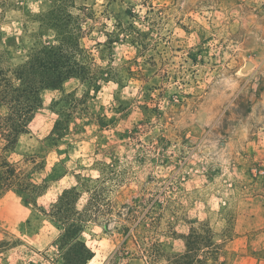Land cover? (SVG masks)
Segmentation results:
<instances>
[{
	"label": "rangeland",
	"instance_id": "374dc122",
	"mask_svg": "<svg viewBox=\"0 0 264 264\" xmlns=\"http://www.w3.org/2000/svg\"><path fill=\"white\" fill-rule=\"evenodd\" d=\"M53 1L0 0L2 33L31 32ZM68 2L85 21L83 43L100 87H80L84 106L71 120L57 104L65 94H49L33 138L24 137L15 160L51 152L38 177L63 159L69 173L38 206L0 190V264H64L65 228L52 211L77 175L111 178L106 205L83 234L94 253L88 264L139 255L124 229L134 217L163 240L172 227L178 252L193 224L210 223L220 243L232 230L220 264H264V0ZM248 61L255 67L247 69ZM7 114L0 104V117ZM59 120L70 134L48 151L37 140ZM88 200L84 194L71 215Z\"/></svg>",
	"mask_w": 264,
	"mask_h": 264
},
{
	"label": "trees",
	"instance_id": "16d2710c",
	"mask_svg": "<svg viewBox=\"0 0 264 264\" xmlns=\"http://www.w3.org/2000/svg\"><path fill=\"white\" fill-rule=\"evenodd\" d=\"M68 1L55 0L50 7H42L33 19L37 26L21 37H6L2 33L0 18V104L8 108V114L0 117V190L2 193L16 191L35 206L52 183L61 181L69 173L63 171L67 163L63 159L47 178L38 177L46 169L51 152L42 156L31 150L21 160L14 159V155H20L24 137L33 135L32 123L44 107L43 91L62 90L71 79H79L82 85L100 87L99 77L87 60L93 59L83 43L85 21L74 14L76 6ZM50 33L54 34L53 40H50ZM77 96L76 92L65 94L57 102L68 108L70 120L84 106L83 100ZM64 126L65 122L59 120L51 135L37 140V143L48 151L59 147L70 134V125ZM76 179V185L63 192L52 211V217L65 228L60 238L64 264H88L94 258L83 234L106 205L105 185L111 178L85 179L77 175ZM84 194L89 195L88 203L77 217H73L71 211L76 210L78 200ZM150 212L147 210L145 222L150 219ZM138 219H128L129 225L124 227L127 241L131 240L139 248V255L135 254L137 257L127 260L126 264H136L137 261L142 264H220L228 243L236 237L230 230V236L220 243L219 235L210 223L193 224L189 233L182 237L185 250L178 252L169 241L177 240L178 234L172 227L167 233L160 234L166 237L163 240L151 229H142L143 221L137 223ZM4 246V243L0 244V255ZM121 258L115 257L116 260Z\"/></svg>",
	"mask_w": 264,
	"mask_h": 264
},
{
	"label": "crops",
	"instance_id": "0c3cea01",
	"mask_svg": "<svg viewBox=\"0 0 264 264\" xmlns=\"http://www.w3.org/2000/svg\"><path fill=\"white\" fill-rule=\"evenodd\" d=\"M81 86H82V83L80 80L71 79L65 83L62 90H50V89L44 90L42 93V96L44 98L43 100H44V102H46L48 96H50L49 94H53L54 92L61 93V95H57L54 98H58L59 96H63L64 94H69V93H73V92L78 93ZM53 128H54V126L50 129H48V131L44 134L45 138H47L51 135ZM67 177H68V174L61 181H63Z\"/></svg>",
	"mask_w": 264,
	"mask_h": 264
},
{
	"label": "water",
	"instance_id": "95a60500",
	"mask_svg": "<svg viewBox=\"0 0 264 264\" xmlns=\"http://www.w3.org/2000/svg\"><path fill=\"white\" fill-rule=\"evenodd\" d=\"M254 67H255L254 63H252L251 61H248V62H247V65H246V68H247V69H252V68H254Z\"/></svg>",
	"mask_w": 264,
	"mask_h": 264
}]
</instances>
